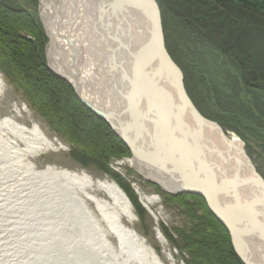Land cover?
Wrapping results in <instances>:
<instances>
[{"label":"trees","instance_id":"trees-1","mask_svg":"<svg viewBox=\"0 0 264 264\" xmlns=\"http://www.w3.org/2000/svg\"><path fill=\"white\" fill-rule=\"evenodd\" d=\"M157 3L167 51L182 70L195 107L224 130L236 133L251 159L253 148L264 154V0ZM37 7V0H0V71L71 142L70 156L111 176L138 217L143 216L144 208L132 189L108 165L111 159L131 156L129 149L105 121L87 110L69 84L48 69L47 38ZM155 190L184 208L193 223L192 236L183 238L182 247L190 264H244L225 227L201 197Z\"/></svg>","mask_w":264,"mask_h":264},{"label":"bare ground","instance_id":"bare-ground-1","mask_svg":"<svg viewBox=\"0 0 264 264\" xmlns=\"http://www.w3.org/2000/svg\"><path fill=\"white\" fill-rule=\"evenodd\" d=\"M70 2L37 0V13L42 15L47 31L43 27L45 37L47 40L49 37L52 44L48 50L50 70L64 76L69 72L71 77L76 75L74 70L64 72V64L58 62L59 51H54L55 43L59 40L55 20L62 11L70 16L66 19L73 20L71 24L66 22L68 26L63 33L77 47L76 82L87 97L93 87L95 97H91L96 103H99L98 97L103 96L106 108H112L113 88L118 87L112 82L116 68L110 65L107 74L100 63L98 67L93 58L87 57L90 47L95 44L91 27L96 24L99 15L98 1L72 0L74 10L69 7ZM107 28L113 30L115 25L109 21ZM132 32L135 40L131 44L136 47L141 43L139 34L135 30ZM100 34L103 35L104 43L98 42V45L104 52L108 48L107 52L118 57L116 50L119 48L105 38L109 33L106 34L102 29ZM68 39L61 45L66 52L69 50ZM105 60L101 58L102 63ZM4 88L5 82L0 75V97ZM186 94L188 96L187 90ZM13 104L12 113L0 117V264H183L176 260L159 228V212H154L152 207L160 201L158 196L141 195L143 206L154 219L161 252L134 229L137 211L125 197L123 189L110 176H99L84 168L69 169L61 164L44 163L41 156L57 155L64 149L62 141L57 136L48 135L32 114H29L31 120L27 118L28 124L18 120L20 106L16 100ZM232 138L234 144H240L236 135ZM232 149L233 155L237 156L238 148L233 146ZM207 150L210 158L215 157L214 152ZM221 159L226 158L221 156ZM132 166L142 174L140 170L143 169L133 161ZM142 175L148 177L144 172ZM33 199L38 200L37 204L33 203ZM123 218L126 219L125 223ZM247 242L249 249L264 258L263 244L254 239Z\"/></svg>","mask_w":264,"mask_h":264},{"label":"water","instance_id":"water-1","mask_svg":"<svg viewBox=\"0 0 264 264\" xmlns=\"http://www.w3.org/2000/svg\"><path fill=\"white\" fill-rule=\"evenodd\" d=\"M97 1L99 15L91 27L95 44L87 57L93 58L98 67L101 64L107 74L110 65L116 68L112 82L118 87L113 88L112 108H106L103 96L96 103L91 97H95L93 87L88 98L76 82L77 47L63 33L68 26L66 22L73 20L66 19L70 16L62 11L55 20L59 40L54 51H59L58 62L64 64V72L74 70L76 75L52 71L69 82L78 100L117 134L135 163L144 170L141 173L148 177L140 175L169 195L185 192L201 196L228 230L232 246L243 263L264 264V258L249 249L247 242L254 239L264 245V179L255 170L244 143L239 140V145L234 144L233 138L200 114L187 96L184 74L164 42L156 0ZM70 3L74 10L72 0ZM109 21L115 25L113 30L107 28ZM102 29L109 33L105 38L119 48L118 57L98 45L104 43ZM132 30L139 34L141 42L136 47L131 44L135 40ZM67 39L70 51L66 52L61 45ZM51 45L48 37L45 45L48 67ZM101 58L106 59L104 63ZM133 104L136 106L132 107ZM233 146L238 148L237 156L232 153ZM207 149L215 157L210 158Z\"/></svg>","mask_w":264,"mask_h":264},{"label":"rangeland","instance_id":"rangeland-1","mask_svg":"<svg viewBox=\"0 0 264 264\" xmlns=\"http://www.w3.org/2000/svg\"><path fill=\"white\" fill-rule=\"evenodd\" d=\"M38 15L41 16L40 20L44 26L45 24H44L42 15H40V13ZM162 30H163V26H162ZM0 75L5 82V88L3 89V95L2 97H0V100H1L0 101V117L8 116L10 113H12L10 111L13 108V105H14L13 102L16 100V102L20 106L19 108L20 113L18 115L19 117L17 116L18 120H21L22 122H25V124L26 123L28 124L27 118L29 117V119L31 120L32 117H30L29 114H32L36 122H38L42 126V128L46 130V133L48 135L57 136V138L62 141V145H64V149L60 150V152L57 155L49 154V156H44V155L41 156L42 157L41 160L44 163L61 164L64 167L69 168V169L84 168L99 176L107 174L106 172L104 173L103 171H100L95 166L80 165L72 156H70V151H71V146H72L71 142H69L62 134L60 133L58 134L51 127V124L49 123V121H47V119H45L44 116L41 113H39V111L35 109L31 103H29V101L24 96V92H22L20 89L17 90L14 88V86L11 84V82H9L8 77L3 71H0ZM71 89L73 90L72 87ZM74 94H75V91H74ZM23 104L26 107L25 109H24ZM227 131H228V133H226L227 135L229 136L234 135V133L231 130H227ZM256 152H258V150L256 151L255 148H253L251 151L252 157H253L252 159H254L253 162L255 163L256 169L264 173V154L259 153L258 155L256 154ZM127 163H129V161L126 162V160L123 161V160H120V158H115V159L109 160L108 165H109L110 170L115 172V174H118L122 178L125 185L126 186L128 185L130 189H132L133 193L137 197L138 203L140 204V206L144 208L145 214L143 216L139 215V218L134 210L135 217H136L135 218L136 222L133 225L134 229L137 230L138 233L143 234L146 240H148V242L152 244L158 252L162 251L160 248V244L158 243V239L156 238V232L154 229V223H155L154 219L149 214L147 208L143 206L144 203L142 201V196H141V195L149 196V195L155 194L156 196L159 197L160 201L152 205V207H153L154 212L156 213L159 212L157 215L158 218H160L159 228L161 229V232L163 233V235L166 237V238L164 237V239H166V241L170 244L169 245L170 249L173 251V255L175 256L176 260H178L180 263L182 262L183 264H190L189 263V259H190L189 253L186 251L185 248L183 249L182 247L185 242L183 238L188 239L189 235H191V232L193 231L192 230L193 223L189 220L188 216H186V213L184 212V208L178 206L174 202L172 203L169 202V200L165 199V196L163 194L157 193L156 190H154L153 185L148 184L146 180L143 178V176L140 175L135 168L129 167ZM129 168H132V171H129L128 170ZM111 180L114 181L112 177H111ZM125 197H127V195H125ZM127 200L130 202L129 197H127ZM32 201L35 204H37L38 202L37 199H33ZM41 203H44V202L41 201ZM196 213L198 214L199 212L197 211ZM58 215L60 216V214ZM123 219H124L123 222L125 223L126 219L125 218ZM210 233L212 234V231ZM205 234L209 235V233H207V230L205 231Z\"/></svg>","mask_w":264,"mask_h":264}]
</instances>
